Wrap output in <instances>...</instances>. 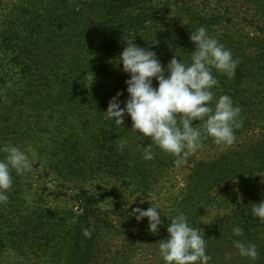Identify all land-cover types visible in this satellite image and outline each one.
Wrapping results in <instances>:
<instances>
[{
    "label": "trees",
    "instance_id": "16d2710c",
    "mask_svg": "<svg viewBox=\"0 0 264 264\" xmlns=\"http://www.w3.org/2000/svg\"><path fill=\"white\" fill-rule=\"evenodd\" d=\"M20 1L10 13H0V148L11 144L28 151L33 161L30 174L41 169L59 182L62 191L75 189V199L86 204H98L101 199L82 187L85 171H119L95 176L129 184L143 179L123 171H166L176 168L178 160L185 164L198 151L176 157L153 144L154 158L145 160L143 152L150 140L132 131L131 118L125 114L122 126L106 118L109 101L118 92L123 93L121 101L128 97L125 81L129 76L119 63L126 43L154 51L165 67L174 55L190 64L195 45L189 37L204 27L231 51L239 62L235 75L229 79L212 70L218 83L212 89L215 99L210 106L214 108L222 95L232 98L241 109V126L234 134L236 139L249 136L247 144L226 146L208 162L194 160L189 168L191 180L168 205L171 211L162 221L163 229L167 233L170 219L183 213L192 227L202 228L209 264H264V222L252 214L253 203L264 200V42L240 29L221 30V26L232 25L234 15L242 9L238 6H247L248 0ZM249 2L258 5L247 7L250 15L246 16L258 23L264 4ZM153 86H157L155 80ZM203 123L193 121L201 130ZM122 140L127 141L123 151L119 149ZM217 146L211 137H202L204 149ZM5 156L0 151V159ZM244 170L248 174H242ZM11 175L9 201L0 205V252L14 251L27 259L35 250L56 245L60 252L68 251L66 264H92V235L86 238L82 230L93 229V225L87 220L74 223L63 244L46 217L53 198L41 197L42 208L32 212L34 204L27 191L37 179L30 181L26 173L18 175L14 170ZM260 180L263 183L258 193H251L250 206L235 202L249 190V183ZM145 182L141 193L152 191L157 177L148 176ZM222 184L237 185L241 193L231 194L226 202L230 192L216 191ZM59 187L56 184L54 189ZM220 209L230 210L232 215L226 216ZM237 226L243 229L240 237L233 235ZM234 240L255 244L258 258L241 257ZM124 261L114 264H129ZM143 264L164 262L157 255Z\"/></svg>",
    "mask_w": 264,
    "mask_h": 264
},
{
    "label": "clouds",
    "instance_id": "9594fccd",
    "mask_svg": "<svg viewBox=\"0 0 264 264\" xmlns=\"http://www.w3.org/2000/svg\"><path fill=\"white\" fill-rule=\"evenodd\" d=\"M189 39L195 45L190 64L174 55L165 67L154 51L133 42L126 43L120 53L122 71L129 76L125 81L128 97L121 101L123 93L118 92L104 113L121 126L127 114L132 121V131L149 138L150 143L143 152L145 160L154 158L153 144L176 157L197 151L202 146V137H211L217 145L230 146L236 139L234 129L241 126L238 123L241 109L229 95L220 96L214 108L210 106L215 99L212 89L218 83L212 70L230 79L235 75L238 60L209 36L204 27L192 31ZM193 121H203V129L195 127ZM126 143V140L121 141V151ZM0 151L6 153L4 159H0V205H3L9 201L8 193L13 187L12 171L18 175L30 173L33 161L29 152L18 146L8 144ZM132 213L138 222L147 218L149 231L158 234L163 225L162 210L158 206L151 204L146 210L137 207ZM252 214L264 222V200L253 203ZM92 230L84 228L82 235L91 238ZM166 230L167 239L158 242L164 264H209L211 256L207 254L202 228L192 227L186 215L180 213L172 217ZM233 235L242 236L243 229L234 227ZM233 243L241 257L253 261L258 258L255 244L239 240Z\"/></svg>",
    "mask_w": 264,
    "mask_h": 264
},
{
    "label": "rangeland",
    "instance_id": "374dc122",
    "mask_svg": "<svg viewBox=\"0 0 264 264\" xmlns=\"http://www.w3.org/2000/svg\"><path fill=\"white\" fill-rule=\"evenodd\" d=\"M249 1H256L260 5L264 4V0H248L247 6H238V8H242L239 9L241 11L240 14L234 15V22L231 26H221V30L224 28H229L232 31L240 29L249 33L251 37L258 38L264 42V9L261 10L263 16L258 12L259 17L262 16L259 22L252 23L251 19L247 18L246 15L250 14L245 9L247 7L255 8L258 4H249ZM19 2L21 1L4 0L0 13H10L15 8V4H19ZM250 21L251 23H249ZM248 137L243 136L235 139V142L232 144L233 147L241 148V146H245ZM205 148L208 149H204V147L198 148L195 155L185 160L187 161L185 164L179 163L177 167L176 165L174 166L176 168H170L166 171H123L124 173L138 174L143 179L142 181H139V179L138 181H132L129 184H119L115 179L111 180L108 178L102 180L98 178L102 174H105V176L113 175L119 171H85L86 182L82 187L84 186L83 188L90 191L89 193L95 194L101 199L98 204H95L93 201H90L88 204L83 201L78 202L75 199L78 194L75 189L69 188L62 191V188L59 187V182L52 179L53 176H46L41 169H38L39 172L34 171L33 174L26 173L27 179H30V181L37 179L36 184L32 186V190L27 191L32 204H34L32 205V212L42 208L39 206L41 197L48 196L49 198H53V201L47 206L49 208L45 211L47 213L46 217L52 221L53 230L59 236L58 240L61 239L63 244L66 241L65 239L70 236L69 232L73 230L74 223L81 220H87L91 223L93 225L91 247L94 253L92 264H114L117 261L124 260V262H129V264L149 263L151 259H155L159 255L158 242L164 240L167 234L163 229L165 225L159 227L158 234H153L149 231L148 219L144 218L138 222L135 216L132 215V211L137 207L146 210L151 207L150 203H152L154 207L158 206L162 210L164 216L161 215V220L163 221L164 217H167L171 211V209H167L168 205L173 204L179 195L178 192L185 188L191 180L189 175L192 171H189V168L193 166L194 160L198 159L208 162L211 159L210 157L219 154L226 146L218 145L212 149L209 147ZM227 160L229 159H225L224 162ZM257 163L252 165L255 166ZM96 173H100V175L95 176ZM242 174H248V171L244 170ZM148 176L157 177L156 185L152 186V191L146 190L145 193H141V186L146 183L145 180ZM30 181L26 180L27 185L31 184ZM262 183V180L249 183L248 187L250 191H245L243 198L239 200L235 199V202L237 201L242 206L249 205L253 195L251 193L254 191L258 193ZM43 184L48 186L46 190L42 186ZM56 184L59 188L54 189ZM238 187L234 184H229V186L222 184L216 188V191L227 189L230 194L225 195V197H227L226 202H229L232 198L231 194L241 193ZM26 188L28 189L27 186ZM52 191L53 193H51ZM142 199L144 200L143 204L140 203ZM260 201H257V203ZM223 208H226V205H223ZM220 210L226 216L232 215L230 210ZM52 246L54 247H49L45 251L38 249L34 253L28 254L26 257L30 261L24 258L25 255H20L14 251L0 252V264H64L68 251L60 252L61 247Z\"/></svg>",
    "mask_w": 264,
    "mask_h": 264
}]
</instances>
